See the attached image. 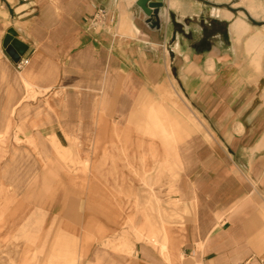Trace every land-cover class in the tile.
Masks as SVG:
<instances>
[{"label": "crops", "instance_id": "obj_1", "mask_svg": "<svg viewBox=\"0 0 264 264\" xmlns=\"http://www.w3.org/2000/svg\"><path fill=\"white\" fill-rule=\"evenodd\" d=\"M137 1L0 0L2 15L12 18L5 28L0 22V32L26 44L29 59L18 72L3 46L10 40L3 43L0 34V53L13 72L6 82L0 64L1 122L20 124L22 141L53 138L62 147V107L117 106L125 125L133 107L148 96L160 102L171 88L178 106L170 114L178 122L177 189L190 213L185 228L167 227L156 246L126 226L133 204L148 199L130 162L151 151L131 141L122 147L128 164L113 168L94 161L114 148H76L81 161L91 156L90 172L76 174L74 195L56 194L48 211L63 216L82 264H180V253L181 264H264V0H162L151 22ZM97 8L108 18L94 23ZM30 90L40 95L29 99ZM61 91L70 98L48 95ZM50 106L58 109L56 130L49 129ZM161 145L155 142L156 167ZM38 152L49 154L50 147Z\"/></svg>", "mask_w": 264, "mask_h": 264}, {"label": "rangeland", "instance_id": "obj_2", "mask_svg": "<svg viewBox=\"0 0 264 264\" xmlns=\"http://www.w3.org/2000/svg\"><path fill=\"white\" fill-rule=\"evenodd\" d=\"M11 20L12 18L7 19L3 16L0 9V22L3 28L8 26ZM0 34H3L4 43L8 34L6 31ZM2 57L0 53V64L5 67V58ZM12 73L11 69L5 67L3 74L6 82H10ZM69 93L49 92L48 95L51 98L69 99ZM38 95L40 93L30 90L27 98L36 99ZM159 96L160 102H157L155 96H148L143 106L133 107L131 118L125 125L119 117L120 108L117 106L62 107V112L66 113V122L59 133L62 147L58 146L53 138L45 140V144L34 139L22 141L16 134L22 131L20 124L16 122L5 124L1 122L0 116V264H82V254L76 249L74 237L67 235L62 226L63 216L56 214L53 216L48 211L50 201L56 194L60 200L66 193L74 195V176L90 172L91 156L84 154L82 155L84 160L81 161V156L75 153L76 148L79 150L81 147L114 148L111 150L114 154L95 156L100 161L96 160L94 163L100 164V168L101 165L107 168V163L111 168L112 164L122 166L123 163L129 162L130 157L123 154L122 147L125 142L130 141L128 138L130 135L135 137L132 138L135 140H131L132 146L139 148L144 144L145 149L149 143L157 142L162 144L164 154L160 156L162 161L157 167L154 159L149 161L147 167L131 159L132 175L142 182V193L146 194L148 199L147 202L133 204L134 212L126 220V226L131 228L130 231L137 240L146 238L156 246H161L157 237L159 238L160 232H164L167 227L185 228L189 221L185 216L190 213L179 200L181 197L177 189L181 179L178 156L174 153L178 141L167 138L168 132L164 130L166 117L168 119V114L177 111L178 106L171 88ZM115 97L120 98V92H117ZM47 109L51 121L48 123L49 129L56 130L58 125L54 121L57 117L54 116L58 115L56 112L58 109L52 106ZM76 111L81 116L78 125L75 121ZM87 115H92L88 122L85 118ZM194 125L196 130H202L197 121ZM144 141H147V145ZM16 144L21 148L28 147L30 152L21 148L12 150V146ZM43 145L50 147L49 154L38 152ZM107 158L110 161H107ZM116 167L114 169L118 168ZM140 168L144 170L137 171ZM62 205L66 204H60ZM59 213L63 214L60 211ZM162 238L166 242L165 234ZM180 254L181 264L182 253Z\"/></svg>", "mask_w": 264, "mask_h": 264}, {"label": "water", "instance_id": "obj_3", "mask_svg": "<svg viewBox=\"0 0 264 264\" xmlns=\"http://www.w3.org/2000/svg\"><path fill=\"white\" fill-rule=\"evenodd\" d=\"M137 4L149 16V22H151L153 18L157 19L158 11L162 7L163 2L162 0H138ZM5 50L15 63L20 61L21 58L28 56V46L18 39L7 42Z\"/></svg>", "mask_w": 264, "mask_h": 264}, {"label": "bare ground", "instance_id": "obj_4", "mask_svg": "<svg viewBox=\"0 0 264 264\" xmlns=\"http://www.w3.org/2000/svg\"><path fill=\"white\" fill-rule=\"evenodd\" d=\"M12 38V35H10V34H8V36H7V39H6V41H8V40H10ZM169 116V118L167 119V117H166V120H167V122H166V126L164 127V130L166 131V132H168L167 133V138L168 137H170V138H174L176 135H177V129H178V122L176 121V118L174 117V116H172V118L170 117V115H168ZM162 123L164 122V121H161ZM180 122V121H179ZM162 123H160V127L162 128L163 126H162ZM117 127V126H116ZM159 127V128H160ZM184 127V126H183ZM163 132V131H162ZM132 139V138H131ZM130 140V139H129ZM164 140V139H163ZM123 141V140H122ZM131 141V140H130ZM130 141H128V142H125L124 143V145L123 146H126ZM169 141V140H168ZM145 142V141H144ZM166 142V141H165ZM135 143V142H134ZM133 143V144H134ZM142 143V142H141ZM150 145L148 146V148H150L151 149V151L150 152H148V154H146L145 152H141L140 153V155H136L135 156V160L136 161H139L142 165H144L145 167H147L148 165H149V161L151 162L153 159L155 160V158H156V155H155V142L154 143H149ZM170 144V143H169ZM139 145V144H138ZM143 145L144 144H142L140 147L141 148H143ZM145 145H147V141L145 142ZM133 147V146H132ZM160 147V146H159ZM164 147V146H163ZM166 148V147H165ZM164 148V149H165ZM169 148H170V145H169ZM168 148V149H169ZM203 148V147H202ZM138 150V149H137ZM142 151V150H141ZM161 151V150H160ZM171 151V150H170ZM213 151V150H212ZM164 152V151H163ZM190 153V152H189ZM138 154H139V152H138ZM164 154V153H163ZM133 157V156H132ZM129 158V157H128ZM163 163H165V162H163ZM130 164V163H129ZM134 167V166H133ZM136 168V167H135ZM193 168V167H192ZM125 171V170H124ZM135 171V170H134ZM126 172V171H125ZM131 172V171H130ZM161 172V171H160ZM162 173V172H161ZM163 173H164V171H163ZM133 174V173H132ZM183 174V173H182ZM164 175V174H163ZM134 176V175H133ZM118 177V176H117ZM124 177V176H123ZM122 177V178H123ZM192 178V177H191ZM187 180V179H186ZM185 180V181H186ZM123 181H124V178H123ZM140 181V180H139ZM117 182V181H116ZM125 182V181H124ZM188 183V182H187ZM180 184H181V182H180ZM179 184V185H180ZM192 184V183H191ZM184 185V184H183ZM187 186V185H186ZM136 187V186H135ZM183 187V186H182ZM190 187H192V186H190ZM134 188V187H133ZM181 188V187H180ZM130 189H131V187H130ZM191 190V189H190ZM128 191V190H127ZM136 194V193H135ZM190 194H192V193H190ZM189 194V195H190ZM185 195H186V193H185ZM203 197V196H202ZM187 198H188V196H187ZM193 199V198H192ZM188 200H189V198H188ZM196 200V199H195ZM203 206V205H202ZM200 208V207H199ZM200 211V210H199ZM202 213V212H201ZM198 221V220H197ZM198 223V222H197ZM193 226V225H192ZM182 229V228H181ZM183 230V229H182ZM169 231V230H168ZM200 231V230H199ZM176 232V231H175ZM184 232V231H183ZM207 233V232H206ZM193 234V233H192ZM169 235H170V233H169ZM206 235V234H205ZM175 236V235H174ZM193 236V235H192ZM177 238H179V237H177ZM203 238V237H202ZM199 239H201V238H199ZM154 240H156V238L154 239ZM175 244H177V241H176V243ZM180 244V243H179ZM178 244V245H179ZM169 245H170V243H169ZM164 248H165V246H163ZM167 247V246H166ZM170 248V247H169ZM174 248H175V246H174ZM171 254V253H170ZM174 254V253H173ZM181 255V254H180ZM181 259V258H180Z\"/></svg>", "mask_w": 264, "mask_h": 264}, {"label": "built area", "instance_id": "obj_5", "mask_svg": "<svg viewBox=\"0 0 264 264\" xmlns=\"http://www.w3.org/2000/svg\"><path fill=\"white\" fill-rule=\"evenodd\" d=\"M108 18V13L106 10H104L103 8H97L93 21L94 23L97 22H101L105 19ZM29 59L26 58H21L20 61L15 63V67L18 71H21L22 69H24L26 67V65L28 64ZM193 264H202L201 262H194Z\"/></svg>", "mask_w": 264, "mask_h": 264}]
</instances>
